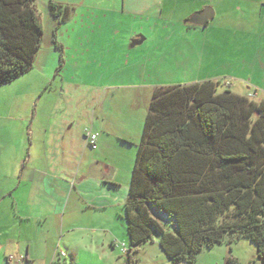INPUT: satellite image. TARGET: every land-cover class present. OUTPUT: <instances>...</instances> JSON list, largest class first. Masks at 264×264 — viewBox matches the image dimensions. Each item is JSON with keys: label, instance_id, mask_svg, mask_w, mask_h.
Here are the masks:
<instances>
[{"label": "crops", "instance_id": "0c3cea01", "mask_svg": "<svg viewBox=\"0 0 264 264\" xmlns=\"http://www.w3.org/2000/svg\"><path fill=\"white\" fill-rule=\"evenodd\" d=\"M52 1L72 6L65 22L81 16L80 30L108 29L114 33L112 41L107 38L104 42H97L99 38L93 36H77V64L85 59L96 63L101 58L109 64L107 69H92L91 75H133L131 70L117 73L112 63L116 53L128 56L131 40L149 31L142 36L144 47L137 52L143 67L138 74L194 75L188 82L227 79L229 83L223 89L246 96L251 93L253 99L264 98V0ZM48 2L35 0L38 14L43 13L44 18L40 17L43 34L33 63L45 75H61L55 71L54 62L48 63L47 48L59 50L53 42L59 24L49 13ZM204 6H210L213 15L205 24L192 23L190 17ZM57 55L62 60L59 52ZM80 73L76 71L75 75ZM111 85L101 84L103 90ZM95 106L93 116L100 119L98 128L92 117L90 124L82 123L86 116L85 110H80L78 132L73 127L75 113L65 104L41 106L43 118L37 121H33L36 104L22 116L20 106H15V124L0 119V264H60V258L67 255L70 264H78L70 246L83 229L77 224L85 219L82 214L115 199L123 205L126 196L117 194L118 180L103 171L113 168L131 173L143 122L136 121L135 132H124L110 121L112 107ZM10 113L9 109L0 112V118ZM87 131L97 134V158L85 162L86 149H92L86 141ZM131 146L134 156L126 155L125 149ZM93 164H102V173L91 172Z\"/></svg>", "mask_w": 264, "mask_h": 264}, {"label": "trees", "instance_id": "16d2710c", "mask_svg": "<svg viewBox=\"0 0 264 264\" xmlns=\"http://www.w3.org/2000/svg\"><path fill=\"white\" fill-rule=\"evenodd\" d=\"M48 10L60 24L72 6L49 0ZM42 34L35 0H0V86L31 68ZM218 84L153 87L123 202L129 249L155 232L172 263H192L229 234L228 241H252L264 261V98L217 91Z\"/></svg>", "mask_w": 264, "mask_h": 264}, {"label": "rangeland", "instance_id": "374dc122", "mask_svg": "<svg viewBox=\"0 0 264 264\" xmlns=\"http://www.w3.org/2000/svg\"><path fill=\"white\" fill-rule=\"evenodd\" d=\"M43 13H39V17L44 18ZM81 16H74L68 22L60 23L55 27L56 40L61 45V49L47 48L48 63L54 62L55 71L61 75H45L34 63L31 68L16 77L11 82L0 86V112L9 109V117H1L2 121H10L15 124V106H20V116L27 115L32 111L34 104L37 107V114L33 117V121L41 120L42 114L40 107L44 105L62 104L67 105L75 113L74 129L78 132L81 123L79 117L80 110H85V118L82 123L90 124L91 117L94 120V127L98 128L100 119L93 116L95 105L102 107H112L113 117L110 113V121L114 125L124 130V132H135L137 122L142 124L144 114L146 113L148 102L150 99L152 86L143 87L146 84L158 83L157 85H167L176 83H188L194 75H140L143 69L140 64L137 52L144 47V44L138 43L131 47H127L128 56L119 55L116 52V59L112 66L116 72L122 74L124 71L131 70L133 75H91V70L98 68L100 70L107 69L108 63L106 59L93 63L85 59L84 63H76V40L77 36L84 35L85 39L90 36L97 37V42L114 38V33L108 29H100L94 32L80 30L79 25L82 22ZM91 21V20H90ZM85 24H87L85 22ZM79 29V30H78ZM80 31V32H79ZM149 31L143 32L148 35ZM94 34V35H93ZM119 34L116 33L115 41L119 40ZM108 51L106 48L104 49ZM58 52L61 59H58ZM128 61L127 65L125 61ZM63 61V63H62ZM151 61L147 63L150 68ZM111 66V65H110ZM62 69V70H61ZM80 69V71H79ZM76 71L81 72L75 75ZM134 71L136 74L134 75ZM104 82L111 83V88H102ZM137 84L135 87L132 84ZM229 80H221L217 85V91H221L227 86ZM100 87V88H99ZM99 91V92H96ZM105 92V93H103ZM109 92L110 95H106ZM252 96V94H251ZM251 96H249L251 98ZM29 111V112H28ZM12 112H14L12 115ZM22 114V115H21ZM89 115V117H87ZM32 114L30 115V118ZM22 119V117H18ZM28 123V119L26 121ZM134 129V130H133ZM97 149H86L85 162L97 158L95 153ZM126 155L134 156V148L131 146L125 149ZM127 157V156H126ZM134 159V157H133ZM104 170L102 164H93L91 172ZM110 168L109 172H104L108 177H116L119 185L116 192L121 196H126L130 173L117 171ZM97 172V173H98ZM110 182L109 180H107ZM126 188V189H125ZM118 197V198H119ZM123 198V197H122ZM125 199V197H124ZM86 204V200L84 201ZM90 211L82 214L85 219L81 218L77 221L83 229H80L74 236L70 247L74 248V261L78 264H227L226 260L232 256L239 264H264V261L256 258L255 244L245 238L232 239L228 241L230 235L226 234L223 240L213 244L211 247L203 246L197 253L196 259L192 263L182 260L174 263L165 255L158 244V234L151 233V238L137 245L135 249H129L128 237L124 227L123 205L120 199H115L103 207H95ZM93 213V214H91ZM150 213L163 226L164 229L172 230L169 224L170 219L166 214L157 211L154 207L150 208ZM89 216L86 218V215ZM80 216V215H79ZM93 216V218L91 217ZM92 226L93 230L89 228ZM60 264H70L67 255L66 259L60 258Z\"/></svg>", "mask_w": 264, "mask_h": 264}, {"label": "water", "instance_id": "95a60500", "mask_svg": "<svg viewBox=\"0 0 264 264\" xmlns=\"http://www.w3.org/2000/svg\"><path fill=\"white\" fill-rule=\"evenodd\" d=\"M213 15V9L210 6H204L199 11L193 13V15L190 17V21L195 24H205L208 18H210ZM143 39L142 36L139 38H134L131 40V43L138 44Z\"/></svg>", "mask_w": 264, "mask_h": 264}, {"label": "built area", "instance_id": "2783aa9c", "mask_svg": "<svg viewBox=\"0 0 264 264\" xmlns=\"http://www.w3.org/2000/svg\"><path fill=\"white\" fill-rule=\"evenodd\" d=\"M247 96H251V93H248ZM86 141L90 148L95 149L97 147V134L87 131L86 135Z\"/></svg>", "mask_w": 264, "mask_h": 264}]
</instances>
